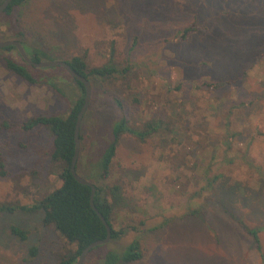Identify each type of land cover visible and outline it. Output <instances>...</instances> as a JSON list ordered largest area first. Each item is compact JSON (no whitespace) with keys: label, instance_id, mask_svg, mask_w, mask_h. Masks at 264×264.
I'll return each mask as SVG.
<instances>
[{"label":"rangeland","instance_id":"374dc122","mask_svg":"<svg viewBox=\"0 0 264 264\" xmlns=\"http://www.w3.org/2000/svg\"><path fill=\"white\" fill-rule=\"evenodd\" d=\"M9 39L39 49L42 60L130 67L107 80L90 76L78 171L100 186L120 184L126 204L112 216L123 235L87 264L135 239L143 258L123 264H264L250 233L259 230L264 254V0H27L0 14V41ZM12 57L20 61L0 48V123L64 115L79 94L76 80L60 66L33 67L62 91L30 83L7 68ZM123 113L134 127L152 118L169 125L145 140L123 135L110 177L96 179L98 154ZM53 139L46 127L0 134L8 169L0 204L32 205L60 186ZM43 215L0 213V264H56L75 249Z\"/></svg>","mask_w":264,"mask_h":264},{"label":"trees","instance_id":"16d2710c","mask_svg":"<svg viewBox=\"0 0 264 264\" xmlns=\"http://www.w3.org/2000/svg\"><path fill=\"white\" fill-rule=\"evenodd\" d=\"M2 1L0 0V3ZM26 1L27 0H13L4 13L11 14L16 7L23 5ZM193 30L194 29H192V27L186 28L182 38H186L187 34ZM22 44L24 45L28 54V51H30L32 56L30 54L29 56L33 60L40 61L42 60L41 55H46L39 49L35 48L30 50L29 47L27 48L24 43ZM2 49H15L20 58V61L13 57L7 58L6 65L8 69L30 83H39L44 81L53 86L56 90L60 92L62 91L53 79L43 75L35 74L32 70L33 66L29 65L23 59L15 46L11 45ZM67 61L75 71L87 76L89 79L90 76H97L107 80L117 75H122L130 69L128 66L124 68L118 67L113 63V60H110L107 64L102 66L89 68L85 58L82 56H74ZM76 82L79 87V94L70 103L69 108L64 115L37 114L31 116L21 123H11L7 119L0 123V134L3 131L11 129L31 131L37 127H46L54 137L51 158L53 161L58 162L61 165L59 174L62 182L60 186L32 205L2 203L0 204V213L15 212L16 210H21L28 213L43 211V223L54 226L56 231H58L68 242L75 245V249L59 258L56 264H76L82 250L85 247H87L90 243L99 239H104L107 236V229L105 225L91 205V186L77 181L71 172L72 160L76 149V124L78 115L84 104L86 94L83 83L77 80ZM204 84L207 86H215L216 82H205ZM117 101L121 108H124L122 102L119 100ZM168 125L169 123H167V121L162 118H152L144 122L140 127H134L129 124L128 116L123 113L119 119L110 125V131H108V141L100 154H98L99 156L95 164L97 168V174L95 173L96 179L106 180L110 177L111 165L123 135L129 133L138 137L140 140H145L152 134L166 129ZM83 138L84 136L82 132H80V140ZM231 139L232 136L230 135L225 140V144L228 146V149L231 148ZM225 155L228 160H232L226 151ZM245 159H247V157H245ZM76 169L79 173L78 160ZM7 174V163L5 158L0 154V175L6 176ZM218 177L219 176L213 177L211 179V183L218 179ZM91 182L94 183L97 189L94 196V202L112 227L111 241L118 240L123 235L124 229H116L114 227L112 216L116 208L126 204L125 197L122 193V186L116 183L112 185L109 184L106 186H100L96 182ZM11 231L21 240H25L28 236V232L18 226H12ZM250 233L254 237L258 251L264 257L260 245L259 230L257 228H253L250 229ZM104 246H106V244L93 248L89 254ZM37 252V247L31 248L32 255H36ZM142 258L143 252L141 249L140 240L135 239L122 250L118 251L115 249H107L102 253L101 259L98 261V263H132L139 261ZM84 264H87V261Z\"/></svg>","mask_w":264,"mask_h":264},{"label":"water","instance_id":"95a60500","mask_svg":"<svg viewBox=\"0 0 264 264\" xmlns=\"http://www.w3.org/2000/svg\"><path fill=\"white\" fill-rule=\"evenodd\" d=\"M12 1L13 0H3L0 3V14L3 13L9 7V5L11 4ZM11 45L15 46L18 49V51L20 52L23 59L29 65H32L33 67H37V68L60 66L71 77H73L77 81H81L83 83V85L85 86L86 94H85L84 104H83L81 111L78 115L77 124H76V132H75L76 149H75V154H74V157L72 160L71 172L74 175V177L77 179V181H79L82 184L91 186V188H92L91 205H92L93 209L96 211V213L98 214V216L100 217V219L102 220L103 224L105 225V227L107 229V236L104 239H99V240H96V241L90 243L87 247H85L82 250L76 264H84L85 260L88 257V254L90 253V251L93 248L109 243L111 241V237H112V227H111L110 223L107 221V219L105 218L103 213L99 210V208L96 206V204L94 202V196H95L96 190H97L96 186L90 180H88L85 177H83L82 175H80L76 169V164H77V160H78V156H79V150H80V127H81V123H82L84 114L87 110V107H88L90 99H91L92 84H91L90 79L87 76L75 71L71 67V65L68 63V61H65V60H40V61H36V60H33L29 56L24 45L21 43V41L16 40V39H9V40L0 41V48H5V47L11 46Z\"/></svg>","mask_w":264,"mask_h":264}]
</instances>
